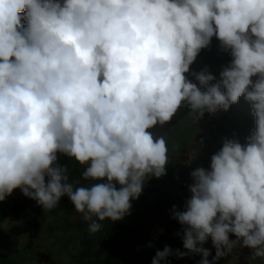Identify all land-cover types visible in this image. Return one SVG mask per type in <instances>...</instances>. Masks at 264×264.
Here are the masks:
<instances>
[{"label": "clouds", "instance_id": "clouds-1", "mask_svg": "<svg viewBox=\"0 0 264 264\" xmlns=\"http://www.w3.org/2000/svg\"><path fill=\"white\" fill-rule=\"evenodd\" d=\"M213 38L229 62L191 71ZM241 97L253 130L190 173L183 210L172 206L185 251L166 245L152 264H217L237 245L264 258V0H0V202L19 189L50 212L66 196L97 233L166 175L151 129L182 107L199 124Z\"/></svg>", "mask_w": 264, "mask_h": 264}, {"label": "rangeland", "instance_id": "rangeland-1", "mask_svg": "<svg viewBox=\"0 0 264 264\" xmlns=\"http://www.w3.org/2000/svg\"><path fill=\"white\" fill-rule=\"evenodd\" d=\"M180 112L182 121L178 134L184 137L183 142L177 140L170 123L150 130L156 136H163L167 142L169 162L166 175L151 177L145 182L143 191L146 199H141L138 209L132 206L131 214L124 218L151 239L164 234L173 236L176 232L172 206L183 210L190 197V173L197 167L209 168L211 156L222 147L223 138H236L244 144L253 130L243 134L233 130L238 113L245 114L248 120L253 119L250 105L243 97L226 112L205 113L199 124L188 115V108L182 107ZM159 206H163L162 210ZM0 210L5 211V218L0 221V254L18 264H77L74 256L82 249V237H95V233L88 231V222L75 211L66 196L56 209L44 212L36 201L16 189L0 202ZM230 239H235V236L230 235ZM252 251L237 245L218 264H264V258H253Z\"/></svg>", "mask_w": 264, "mask_h": 264}, {"label": "trees", "instance_id": "trees-1", "mask_svg": "<svg viewBox=\"0 0 264 264\" xmlns=\"http://www.w3.org/2000/svg\"><path fill=\"white\" fill-rule=\"evenodd\" d=\"M202 90H206L201 87ZM182 115L180 109L169 122L176 133L177 140L183 142L185 139L182 134H178L181 127ZM254 128V118L248 120L247 116L242 112L238 113V121L233 126L235 132L245 133ZM182 147V145H181ZM60 163L66 164L70 169V179H80L83 166L70 160L67 157L61 156ZM82 184H90L91 181H83ZM146 199L145 192L142 191L140 197L133 200L132 206L135 209L139 208V203ZM162 210L163 206L158 207ZM5 218V211L0 210V221ZM176 232L173 236L159 235L156 239H151L147 235L141 234L125 219L117 222L103 221L101 222L102 229L95 233L94 238L82 237L81 246L74 260L77 264H152V259L157 250H163L167 245L173 250L179 249L185 251L182 243V225L175 219ZM149 244L152 246L149 247ZM211 250L212 255L209 260L215 255V249L212 246L211 240L204 245ZM201 256L198 254H190L184 258H177L175 255L167 258L162 264H199ZM0 264H18L14 259L0 254ZM218 264V262H217Z\"/></svg>", "mask_w": 264, "mask_h": 264}, {"label": "crops", "instance_id": "crops-1", "mask_svg": "<svg viewBox=\"0 0 264 264\" xmlns=\"http://www.w3.org/2000/svg\"><path fill=\"white\" fill-rule=\"evenodd\" d=\"M230 57L226 53H222L218 48V41L213 38L210 49L202 50L197 60L191 65V71H200L206 65L209 66L213 74H217L221 65L227 64ZM190 79L195 81V78L189 76Z\"/></svg>", "mask_w": 264, "mask_h": 264}]
</instances>
